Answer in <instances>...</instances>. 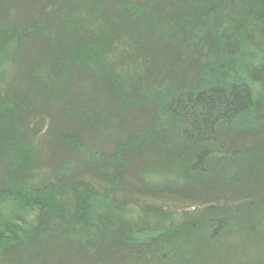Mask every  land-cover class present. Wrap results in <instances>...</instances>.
Listing matches in <instances>:
<instances>
[{"label":"trees","instance_id":"16d2710c","mask_svg":"<svg viewBox=\"0 0 264 264\" xmlns=\"http://www.w3.org/2000/svg\"><path fill=\"white\" fill-rule=\"evenodd\" d=\"M0 264H264V0H0Z\"/></svg>","mask_w":264,"mask_h":264},{"label":"bare ground","instance_id":"6f19581e","mask_svg":"<svg viewBox=\"0 0 264 264\" xmlns=\"http://www.w3.org/2000/svg\"><path fill=\"white\" fill-rule=\"evenodd\" d=\"M226 15L228 16V13H226ZM153 96L155 97L156 94H153ZM158 96L162 98L161 95H158ZM167 124H169V123H167ZM27 190H29V189L26 188L25 186L24 187L23 186H21V187H11V188L7 189L4 193L7 194L6 195L7 196L6 197L7 199H11V198H15V197H18L19 196V197L24 198V199L27 200L28 206H31L32 204L38 205V202H39L38 195L37 194H31ZM57 201L59 202V205L63 209H65L63 207V206H65V204L63 205L62 200L61 199H58ZM133 208H135V207H133ZM130 210H133V209H130ZM128 217H129V214H126L125 218L128 219ZM131 219H133V217ZM21 220L22 219L20 217H16L15 218L16 227L17 228H20V229H22L26 225L25 223H22ZM79 229H80L81 232H83L82 231L83 230V226H81Z\"/></svg>","mask_w":264,"mask_h":264}]
</instances>
